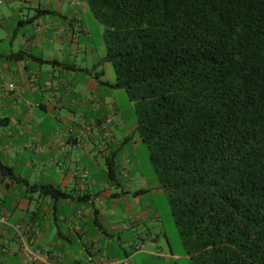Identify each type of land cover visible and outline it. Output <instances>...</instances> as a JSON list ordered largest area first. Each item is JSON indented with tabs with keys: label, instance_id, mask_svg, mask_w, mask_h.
I'll return each mask as SVG.
<instances>
[{
	"label": "crops",
	"instance_id": "obj_1",
	"mask_svg": "<svg viewBox=\"0 0 264 264\" xmlns=\"http://www.w3.org/2000/svg\"><path fill=\"white\" fill-rule=\"evenodd\" d=\"M19 1L0 5V264H190L150 233L151 208L132 211L148 180L161 188L133 175L129 147L143 142L123 120L104 28L84 0ZM44 185L68 196L31 189Z\"/></svg>",
	"mask_w": 264,
	"mask_h": 264
},
{
	"label": "trees",
	"instance_id": "obj_2",
	"mask_svg": "<svg viewBox=\"0 0 264 264\" xmlns=\"http://www.w3.org/2000/svg\"><path fill=\"white\" fill-rule=\"evenodd\" d=\"M84 1L190 264H264V0Z\"/></svg>",
	"mask_w": 264,
	"mask_h": 264
},
{
	"label": "rangeland",
	"instance_id": "obj_3",
	"mask_svg": "<svg viewBox=\"0 0 264 264\" xmlns=\"http://www.w3.org/2000/svg\"><path fill=\"white\" fill-rule=\"evenodd\" d=\"M81 1L83 0H75V2H81ZM16 2L19 3L20 1L16 0ZM98 26H102V25H98ZM102 28L104 27L102 26ZM98 34H99L98 29L95 28L93 32V36L97 37ZM124 97L126 100V104H124L123 106L124 108L123 120H125L126 124L129 125L133 123L136 119L135 107L134 104L129 101L125 91H124ZM129 151L131 155V160L136 165L133 175L138 174V178H139L141 176V173H143L144 176L146 177L155 178L156 177L155 171L150 161V152L148 147L144 143H140L139 148L137 150L129 147ZM153 183H154L153 181L148 180L147 183L148 186L146 189L147 190L149 189V191L143 194L137 200H134V197H132L133 198L132 211L141 214L147 208H151L152 212L147 215L149 217V220H147L146 222L147 228L150 229V233H152V235L155 233V235H157V237L159 238V243H161V245H164L166 244L165 242L166 240L165 238H163L161 232H165L172 245L173 252L176 255L185 256L186 248L182 242L179 231L175 225L169 199L162 190H157L156 188H150V185H152ZM140 188L141 187L137 186V188H134V190ZM152 214H155L156 218L154 217V215L152 217ZM143 228L144 226L141 227V230Z\"/></svg>",
	"mask_w": 264,
	"mask_h": 264
},
{
	"label": "built area",
	"instance_id": "obj_4",
	"mask_svg": "<svg viewBox=\"0 0 264 264\" xmlns=\"http://www.w3.org/2000/svg\"><path fill=\"white\" fill-rule=\"evenodd\" d=\"M70 1H72V0H70ZM2 3H3V0H0V5H1ZM10 89L12 90L13 87H11ZM73 174H74L75 176H78V175H79V173H78L77 171L73 172ZM80 176H81L82 178L86 179V178L89 177V173H88V171H83L82 174H81ZM92 261H93V259H92V258H89V263H92Z\"/></svg>",
	"mask_w": 264,
	"mask_h": 264
}]
</instances>
